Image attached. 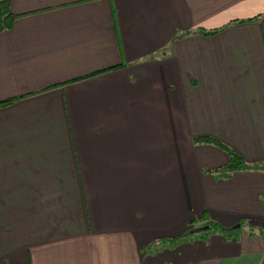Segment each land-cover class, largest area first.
I'll use <instances>...</instances> for the list:
<instances>
[{"label": "crops", "instance_id": "0c3cea01", "mask_svg": "<svg viewBox=\"0 0 264 264\" xmlns=\"http://www.w3.org/2000/svg\"><path fill=\"white\" fill-rule=\"evenodd\" d=\"M10 8L0 264H264V0ZM203 211L236 231L168 242Z\"/></svg>", "mask_w": 264, "mask_h": 264}, {"label": "trees", "instance_id": "16d2710c", "mask_svg": "<svg viewBox=\"0 0 264 264\" xmlns=\"http://www.w3.org/2000/svg\"><path fill=\"white\" fill-rule=\"evenodd\" d=\"M23 14L24 13H17L11 10L10 0H0V31L10 27L13 21L17 17ZM14 98L15 97L1 99L0 104L6 103ZM193 140L198 142L214 143L225 150L227 154V160L226 163L220 167L221 170L229 171L234 168H241V167L244 168L251 166V164L245 162L234 149H232L231 147L227 146L220 140L210 135L198 134L193 136ZM187 222H188V227L185 229V231L177 236L169 238L168 239L169 243H175L188 235H198V236L206 237L209 233L214 231H219L225 235H229L232 234L234 231H236L237 228V227H226L221 225L216 220L210 218L206 211H203L201 212V214L189 218ZM163 264H174V263L164 262Z\"/></svg>", "mask_w": 264, "mask_h": 264}, {"label": "rangeland", "instance_id": "374dc122", "mask_svg": "<svg viewBox=\"0 0 264 264\" xmlns=\"http://www.w3.org/2000/svg\"><path fill=\"white\" fill-rule=\"evenodd\" d=\"M238 223V222H237ZM236 224V223H235ZM230 226H232V224L230 225Z\"/></svg>", "mask_w": 264, "mask_h": 264}]
</instances>
